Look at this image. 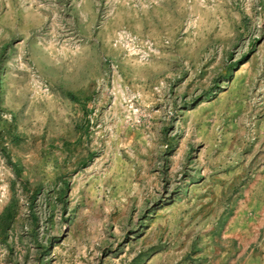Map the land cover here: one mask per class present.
Segmentation results:
<instances>
[{
	"label": "rangeland",
	"instance_id": "rangeland-1",
	"mask_svg": "<svg viewBox=\"0 0 264 264\" xmlns=\"http://www.w3.org/2000/svg\"><path fill=\"white\" fill-rule=\"evenodd\" d=\"M0 264H264V0H0Z\"/></svg>",
	"mask_w": 264,
	"mask_h": 264
}]
</instances>
